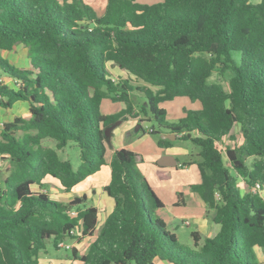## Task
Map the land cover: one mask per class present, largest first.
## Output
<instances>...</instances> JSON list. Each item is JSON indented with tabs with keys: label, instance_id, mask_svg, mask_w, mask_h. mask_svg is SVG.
<instances>
[{
	"label": "trees",
	"instance_id": "16d2710c",
	"mask_svg": "<svg viewBox=\"0 0 264 264\" xmlns=\"http://www.w3.org/2000/svg\"><path fill=\"white\" fill-rule=\"evenodd\" d=\"M19 44L29 68L1 53ZM134 90L147 102L139 113ZM177 97L201 108L171 123L161 105ZM106 99L126 106L104 114ZM17 101L29 102L31 116L1 130L8 174L0 170V264H40L47 241L59 248L62 239L90 237L85 253L72 249L81 264H263L256 249L264 248V0H107L102 15L86 0H0V107ZM140 113L159 126L150 134L175 133L199 147L202 182L191 188L220 225L216 236L193 231L194 245L179 246L161 217L164 202L137 169L139 155L118 148L108 163L106 127ZM71 142L78 167L60 153ZM158 146L173 141L160 137ZM107 165L104 191L114 208L98 229L86 195L65 201L53 189L71 192Z\"/></svg>",
	"mask_w": 264,
	"mask_h": 264
},
{
	"label": "rangeland",
	"instance_id": "374dc122",
	"mask_svg": "<svg viewBox=\"0 0 264 264\" xmlns=\"http://www.w3.org/2000/svg\"><path fill=\"white\" fill-rule=\"evenodd\" d=\"M163 0H137L139 3L143 4H154L158 2H162ZM257 1V0H254ZM107 5V0H97V3L94 4V9L97 12H100L99 10H105V7ZM105 6V7H104ZM97 12V13H98ZM4 54L8 59H10L12 62L17 63L22 66H26L29 64V58H28V49L23 45H18L14 50L12 51H4ZM113 73L115 77H118L120 75H125V73L118 68L113 69ZM126 76V75H125ZM133 84L136 86H142L143 82L138 81L135 77H133ZM218 78V75L215 74L213 79L216 80ZM132 101L135 106V111L138 112L140 109L147 103L146 98L144 94L138 90H134L131 92ZM106 99L102 104V109H105L108 107L110 109L113 107L114 111L111 113H115L123 109L126 105L122 102L114 103L111 100ZM112 105V106H111ZM163 108L167 110V120L169 122H177L180 118L186 115L187 109H200L201 103L199 101L193 102L188 97H179L176 98L173 101L165 102L161 105ZM148 115L151 116V111L149 108H147ZM102 113L106 114L104 110H102ZM110 113V114H111ZM20 115L21 117L28 118L30 117L28 109L24 107L23 104H18L15 106V108L11 111H7L5 109H0V138H1V130L3 128V122L14 120L15 115ZM108 114V113H107ZM132 119H137V121L134 123ZM144 120V121H141ZM130 126L125 129V125L123 126V122L120 123L117 127L120 129V140L119 144H124V147L131 146V150L136 152L140 156L137 162V169L142 173L145 177L147 174L149 178H151L153 181H157V177L155 174V169L157 166V161L162 157L161 155L164 153L166 149H161L158 146V140L162 135L160 134H150V130L155 127L156 129H159L158 124L152 119L149 120L148 116H146L145 113H140V116L137 118L129 117ZM127 126L128 123L124 122ZM141 124L142 129L137 130V126ZM235 133H240L239 128H234ZM147 133L149 136L143 139V135ZM108 140H110V136L107 137ZM241 138V136H240ZM106 141L107 149H108V156H110L113 147L111 145L110 141ZM45 145L55 146V143L51 140L45 141ZM224 145V144H222ZM173 152L174 157L178 158L180 161V167L178 168L177 174H184L186 170V166L184 165L186 161L198 160L197 153L199 151V147H197L195 144H193L191 141L188 140H182V139H176L173 140ZM143 152V153H142ZM61 155L65 159H70L75 167H78L81 160H80V149L79 147L74 143L71 142L70 145L64 149L63 151H60ZM143 154V155H142ZM147 155V158L144 157V155ZM160 156V157H159ZM193 162V161H192ZM7 167H8V161L5 160L3 157L0 156V170L2 172L1 177L4 178L7 174ZM108 169L109 166L103 167L101 172L89 177L84 181L83 183L79 184L76 188H74V192H78L80 189H83L85 185L88 182H91L92 179H98V178H105L108 176ZM187 173V172H186ZM184 177V176H183ZM147 178V177H146ZM159 178V177H158ZM148 180V179H147ZM149 182V181H148ZM155 182V181H154ZM86 183V184H85ZM59 194V197L62 199H65L68 201L69 196L68 194L64 193L63 190L57 191ZM102 197V198H101ZM101 204H106V198L101 196ZM185 197L190 198V196L185 193ZM99 198V199H100ZM100 201V200H98ZM164 211V210H163ZM162 211V212H163ZM191 221H186V220ZM186 218L185 221H183L184 224L180 223V228L177 231L179 234V246L183 245H194V239L192 237V231L196 229V226L193 225L194 221L192 218ZM186 222H192L191 224H186ZM177 224V223H176ZM177 226V225H176ZM168 231H175L173 225L168 226ZM68 244H70L72 247H75L81 254L85 253L90 245V241H79L77 238H70L68 239ZM257 260L262 262L264 261V249H257ZM42 259H46L49 257V261L53 262L52 264H66L71 262L72 258V248H56L54 245L53 239L47 241L46 248L41 252ZM47 262L46 264H51L50 262ZM131 264H135L134 262Z\"/></svg>",
	"mask_w": 264,
	"mask_h": 264
},
{
	"label": "crops",
	"instance_id": "0c3cea01",
	"mask_svg": "<svg viewBox=\"0 0 264 264\" xmlns=\"http://www.w3.org/2000/svg\"><path fill=\"white\" fill-rule=\"evenodd\" d=\"M86 1H88L93 7H94V4L97 3V0H86ZM105 9H106V7H105ZM99 11L100 12L97 11L98 15H102L105 12L104 9L103 10H99ZM4 51H8V50H3L1 52L2 55L5 58H7L6 55L4 54ZM8 60L12 64H14V65H16L18 67H21V68H29L31 66L30 59H29V64L26 65V66H22V65H19L17 63H14L10 59H8ZM113 69H112V72H113ZM3 79L5 80V82L10 87L16 88V85H15V83H14V81L12 79H10L7 76H3ZM177 98H179V97H177ZM18 104H23L24 107H26L28 109V112H29L30 104H29L28 101H17L13 105L12 108L6 109V108H1L0 107V109H5L7 111H11ZM102 110H104V112L106 114L107 113H111L112 111H114L113 107H111L110 109H108V107H106L105 109H102ZM29 115H30V112H29ZM17 116H20V115L16 114L14 119ZM132 120H133L134 123L137 121V119H132ZM9 121H11V120H9ZM9 121H4L3 124L5 122H9ZM122 122H123L122 125L126 126L125 129L130 126L129 117L120 121V123H122ZM124 122H127L128 126ZM118 125H115L111 129L110 142H111V145L113 147V150H112L110 156H108L109 153H108V149H107V156L106 157H107L108 163L111 162V159H112L114 151L116 149H118V148H123L124 147L123 146L124 144H119L120 129L117 127ZM235 127L239 128L240 133H235L234 132V128ZM235 127L233 128L232 133L237 137V141L239 143H241L242 142V136H241L240 126L236 125ZM148 136L149 135L147 133H145L142 138L145 139ZM240 136H241V138H240ZM228 142H229V139L226 137L223 140V144H227ZM124 148H127V147H124ZM160 148L161 149H166L161 156H164V155L175 156L174 152H173L174 146L169 147V148H162V147H160ZM127 149L131 150V146H129ZM139 153H141V152H138V154ZM144 157L147 158V155L145 154ZM139 158H140V156H138V159ZM176 159L178 160V158H176ZM193 159H195V158H193ZM193 159L190 160V161H193V162L190 165H188V167L186 166V168H184L186 170V172H187V173L185 172L184 174H177L178 168L180 167V161L179 160H178V165L176 167H161V166H159L157 164L156 169H155V174H156V177H157V181L154 180L155 182L151 178H149V176L147 174H145L147 179H148V181H149V183H150V185L155 190L156 194L164 202L165 206L162 209V211L163 210L164 211L163 212L161 211V217L164 218V220L168 223L169 227H170V225H173L174 230H175V231H173V233L176 234L178 240H179V234H178L177 231L180 228V223L184 224L183 221H185L186 218H188V219L192 218L193 219V221H194L193 225L196 226V229L194 231H197L202 237H214V236H216L218 234V232L220 230V225L215 223L214 221H212V219H211L212 212L208 209V206L206 205V203L204 202L202 197L197 192L193 191L192 188H191V186L193 184H199V183L202 182L201 171H200V169L198 167V164ZM190 161H186L185 163L190 162ZM107 166H109V165H107ZM158 173H160L161 175H164L163 176L164 179L158 178ZM110 175H111V171H110V167H109L108 176H106L105 178L92 179L91 182H88L87 184L85 183L86 184L85 187L83 189H80L78 192H74V191L64 192L63 191L64 193L68 194V196H69L68 201H71L76 196H79V197L84 196V195L87 196V198L91 202V204L98 208V215H99L98 229L103 225V223L106 220L107 216L111 213V211L114 208V200L110 196H108L107 193L104 191L105 185L109 182ZM51 182H54V180L53 181L51 180ZM239 182H240L241 186L244 185V183H243V181L241 179H239ZM59 190H61V189L58 188V187L53 189V191L57 194V197H59V194L57 193V191H59ZM185 193H187L190 196V198L185 197ZM101 196H103V197H105L107 199L106 200L107 201L106 204H101L102 203L101 202L102 201L101 200V198H102ZM60 199H62V198H60ZM63 200H65V199H63ZM98 200H100V201H98ZM186 221H191V220L189 219V220H186ZM191 223L192 222H190L189 224H191ZM87 240L90 241V243H91L94 240V237L87 238L83 242H86ZM66 241L68 242V239H66ZM200 243H202V241H200ZM257 249H264V248H257ZM257 249H256V251H257ZM49 260H50L49 257L46 258V259L45 258L42 259L41 253H40V258H39L40 264H46ZM70 261L71 262H69V264H81V262H79L78 260H74L72 258H71ZM157 262H158V264H168V263H163L161 261H157ZM262 262L264 264V261H262ZM50 263L52 264L53 262H50ZM66 264H68V263H66Z\"/></svg>",
	"mask_w": 264,
	"mask_h": 264
},
{
	"label": "water",
	"instance_id": "95a60500",
	"mask_svg": "<svg viewBox=\"0 0 264 264\" xmlns=\"http://www.w3.org/2000/svg\"><path fill=\"white\" fill-rule=\"evenodd\" d=\"M120 121L106 127V129H105L106 140H108L107 137L110 136L111 129L115 125H118L120 123ZM140 128H141V124L139 126H137L136 129L140 130ZM162 138L163 139H170L173 141V140L177 139V135L175 133H164V134H162ZM108 141H110V140H108ZM157 164L161 167H176L178 165V160L172 155H164L157 161Z\"/></svg>",
	"mask_w": 264,
	"mask_h": 264
},
{
	"label": "built area",
	"instance_id": "2783aa9c",
	"mask_svg": "<svg viewBox=\"0 0 264 264\" xmlns=\"http://www.w3.org/2000/svg\"><path fill=\"white\" fill-rule=\"evenodd\" d=\"M152 131V129L150 130ZM260 190V184H257V188L255 189V191H259ZM71 215L76 216L77 215V210L73 209L72 211H70ZM186 224H189V222H186ZM72 235H77V232L75 230L71 231ZM58 247L60 248H67V249H73L74 247H72L70 244L67 243L66 239H62L60 241H58Z\"/></svg>",
	"mask_w": 264,
	"mask_h": 264
}]
</instances>
